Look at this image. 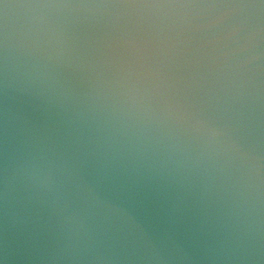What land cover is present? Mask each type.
Returning <instances> with one entry per match:
<instances>
[{"label":"water","instance_id":"water-1","mask_svg":"<svg viewBox=\"0 0 264 264\" xmlns=\"http://www.w3.org/2000/svg\"><path fill=\"white\" fill-rule=\"evenodd\" d=\"M0 264H264V0H0Z\"/></svg>","mask_w":264,"mask_h":264}]
</instances>
